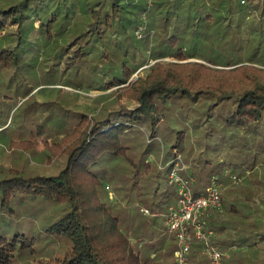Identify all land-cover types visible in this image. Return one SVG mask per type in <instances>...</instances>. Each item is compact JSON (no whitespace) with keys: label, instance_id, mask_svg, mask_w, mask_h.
Masks as SVG:
<instances>
[{"label":"trees","instance_id":"trees-1","mask_svg":"<svg viewBox=\"0 0 264 264\" xmlns=\"http://www.w3.org/2000/svg\"><path fill=\"white\" fill-rule=\"evenodd\" d=\"M169 1L155 0L152 6L147 0L0 1V71L18 65L20 61L12 51L10 35L20 40L27 32L41 33L45 47L55 36L54 60L60 64L66 58V71L71 66L74 77L88 83L94 81L98 91L112 89L108 96L113 99L100 107L94 119H89L86 112H74L79 114L77 122L59 141L47 146V152L43 153L47 163L55 158L63 161L57 172L22 175L19 170L16 175H9L6 169L10 166H3V160L0 161V228L9 225L23 205L44 201L56 208L54 218L41 230L45 240L56 244L60 237L67 242L63 254L44 258L38 255L35 238L19 232L14 235L0 233V264H19L20 260L22 264H154L151 256L142 255L139 248L142 241L134 239L122 228L121 208L118 210L113 203L107 205L103 201L107 180L101 173V163L106 158L118 161L127 172L130 192L135 191L136 197L150 185L155 174L154 191H157L139 199L148 202V207H142L141 211L150 218L152 226L139 228L153 232L160 229V239L170 237L164 218L177 200V188L169 181L170 168L161 174L157 163L149 162V155L143 154L153 150H158V155L163 152L157 139L166 142V159L182 153L180 145L186 138L187 127L169 118L177 100L186 98L193 104L204 105L203 120L201 117L189 118L195 113L191 109L194 107L190 106L186 109L185 121L195 129L205 126L211 132L209 136L218 129L219 144L228 146V152L238 148L250 135L264 142V66L231 62L229 58L234 52L237 33L246 36L243 39L246 43L248 39L251 41L264 35L261 30L264 11H261L262 18L256 15L257 6L264 0H218L217 4H208L207 0H175L173 4ZM168 3L170 5L166 7ZM220 13L223 17H237L221 24L217 20ZM77 15L75 27H79L75 28L71 20ZM144 17L149 19L143 24ZM140 25L158 32L154 53L158 59L169 57L170 60H157L148 65L146 72L131 79L140 66L148 63L133 67L126 60L114 57V52L125 47V54L129 55L130 44L125 41ZM67 34L71 38L66 42ZM244 42L240 43L242 47L247 46ZM229 48L232 52L224 56ZM199 51L209 53L213 59H204ZM93 52L97 55L94 66L88 62ZM84 62L88 63L86 69L92 67L91 72L86 70L91 76L85 72L80 75ZM100 103L101 99H98L97 105ZM39 133L30 138L12 139L11 148L35 152L40 142L48 145V140ZM140 149L143 157L137 159L133 152ZM212 161L208 156L204 160L207 169ZM193 175L197 181L194 192L199 193L208 176H197L193 171L187 177ZM170 187L172 189L168 190ZM159 191V195L164 194L161 198L157 194ZM133 192L128 200V195L123 197L127 204L133 202ZM230 192L235 193L233 189ZM261 197L264 202V195ZM233 205L229 207L231 210ZM143 208L149 213L146 214ZM235 211L240 210L236 208ZM260 213L264 216V212ZM242 216V222L235 228L241 227L238 234L247 231L256 237L246 235L238 240L239 246L242 241L254 247L252 256L264 257V230L253 228L250 215L243 213ZM156 222H160V227ZM261 225L264 227V220L258 225L262 230ZM198 248L201 244L191 238L190 251L193 253ZM237 261L238 258L233 264H239Z\"/></svg>","mask_w":264,"mask_h":264},{"label":"rangeland","instance_id":"rangeland-1","mask_svg":"<svg viewBox=\"0 0 264 264\" xmlns=\"http://www.w3.org/2000/svg\"><path fill=\"white\" fill-rule=\"evenodd\" d=\"M0 1L8 2L9 0ZM147 1L148 5L152 6L155 0ZM169 2L173 4L176 1L170 0ZM207 2L208 4H212L213 2L217 4L218 0H207ZM169 5L170 3H168L166 7ZM257 8L259 10L256 15L260 19L262 18L261 11H264V1L263 3L261 2ZM78 16L79 15L71 20L73 27H75V24L78 22ZM220 16H218L217 20H219L221 24L224 20L230 18H234L235 20L237 17H223V14ZM144 19L143 24L145 21H148L149 18L144 17ZM78 27L79 26H76L75 28ZM137 29L133 33L129 32V39L125 41L127 44H130V47H128L129 55L125 54V47L123 50L121 49L120 51L117 50L114 52V54H116L114 57L121 61L126 60L128 63L132 64L133 67L148 63L140 66L133 73L131 79L136 78L140 73L146 72L148 65L153 64L157 60H170L169 57H159L158 59L157 54L154 53V47L158 43V32H156L154 28L148 26L146 29L140 31V33L136 32ZM238 30L240 31V29ZM261 30L262 33H264V27ZM10 37V40H12L11 43L13 44L11 45L12 51L16 56H19L20 61L18 65L14 64L9 69L0 71V161L3 160V166H10L11 170H9V167V169H6V173H9V175H16L19 170H21L20 172L22 175L57 172L61 168L60 165H62L63 161L55 158L51 160V163H47V158L43 155L47 150V146L54 144L52 142L55 140L59 141V139L64 136V133L70 129V126L77 122L79 114L74 112H86L89 119H94V117L98 116L97 113L100 107L110 103V99L113 101V99L108 96L112 89L98 91L94 87L96 86L94 81L88 83L87 80H80V78L74 77L73 74H71V66L69 70L66 71V67L64 66L67 60L66 58H63L60 64L58 60L55 61V36L49 41L50 44L48 47L43 46L44 35L42 36L41 33H24V38L20 40L15 39L17 38L16 36L13 37L10 35ZM244 37L246 38L244 34L241 35L237 33L234 40V52L229 48L225 51L224 56L231 51L232 54L229 56L231 62L241 61L240 63H254L264 66V40H261V38L264 39V35H261L260 38L255 37L251 41L248 39V43L244 42ZM70 38L71 35L67 34L66 42ZM241 42H244V45L246 44L247 46L242 47V45H240ZM1 43L2 40L0 41V50ZM117 47L119 49L120 45ZM240 47H242V49H240L241 51H239ZM198 53L204 59H213V56L207 52L199 51ZM7 57L10 56L8 55ZM221 59L224 60V58ZM96 60L97 55L93 52L92 55L89 56L88 62L93 65L96 64ZM86 64L88 63L84 62L79 70L80 75L85 72L84 74L91 76L90 72L92 67L86 69ZM86 70H90V72L86 73ZM128 83L129 82L125 85ZM103 95H105V97H103ZM98 99H101V103L97 105ZM190 106L194 107L191 109H193L192 112L195 113H191L189 118L201 117L203 120L204 114H202V111L204 109L202 108L204 105L200 103L193 104L191 100L186 98L175 101L173 103V109L169 113L170 119L174 122L184 124L187 127L185 133L186 138L183 144L180 145L182 153H179L181 154V161L185 166L182 170L183 176L187 177L188 174L193 171L197 176L207 174L208 181L205 184V187H207L214 173H222L223 170L230 171L233 167L238 168L240 164H244V166L249 169L248 176L245 180L240 176L236 181L229 179L230 181H228V184H230V187L225 189H227L228 192H230V189H233L235 193H239V196L236 197L233 202L236 205L239 204L238 206L240 207H238V210L247 212V210L252 209L256 210V212H264V206L249 207L252 202L254 203L257 200L264 203L262 201L263 197L258 196L264 192V142L250 135L246 140L241 142V145H238V148L228 152V146L225 147L219 144L221 140L220 142L218 140V129H214V135L209 136L211 132L205 126L195 129L190 123L185 121V116L188 115V110L186 109L190 108ZM196 108H198V110ZM38 131H40L39 134L43 139L48 140V145L44 141L40 142L35 152L31 150H22L21 148H11L12 139L30 138L31 135ZM157 140L163 152L158 155V150H153L150 153L147 152L143 154V156L149 155V162H156L158 171L162 172L161 174H165V169L169 167L171 170V164L175 162V157H173V155L170 159H166L164 157L166 142L163 139ZM246 144L247 146L245 147ZM213 146H215V149H213ZM237 150L240 151L237 152ZM142 151L143 150L140 149L133 152V155L137 159H140ZM207 156L213 160L208 167L209 169L204 165V160ZM56 160H58V162ZM101 168V173L104 174L107 180V186L103 188L102 193L103 201L107 202V205L113 203V205L118 207V210L121 208L122 228L128 234L134 236V239L142 241L139 246L142 255L144 257L151 256L154 264H181L175 255V251L178 248V241L174 234L170 233L167 229L169 235L171 234L170 237L160 239L162 238L160 235L162 230L159 229L153 232L151 229L146 231L143 228H139L140 226L146 228L147 226H149V228L152 226L149 221L150 218L146 217L141 211L142 207H148V202H140L139 199L144 198L147 194L154 195L157 191H154L156 178L153 176H155V174L152 176L150 185L144 188L139 197H136L135 191L133 192L131 190V192H133L131 195L133 202L127 204L126 201L131 194V184L128 181L127 172L119 166L118 161L110 158L104 159L101 163ZM189 177L193 178V176ZM252 179L253 182H250ZM140 184L144 185L143 182H140ZM171 189L172 187L168 188V190ZM160 193L161 191L157 194L159 195ZM126 195H128L127 200H123V197ZM163 196L164 194H161L159 198ZM228 198L229 200L231 199L230 197H227V199ZM171 202L173 203V200ZM231 204L229 203V205ZM222 206L218 211L221 210ZM22 208L24 209L22 210ZM30 210H32V212H30ZM54 210H56L54 206L44 201H36L31 204L23 205L20 210L14 214L15 216L12 218V222L0 228V233L14 235L19 232L26 234L28 237L35 238L36 246L39 249L38 255L40 257H51L55 254L61 255L67 247V242L59 237L56 240V244H50L47 242V239L45 240L46 237L41 232V230L47 226L46 224L54 218ZM226 215L227 213L224 212L221 216L218 215V218L227 219L226 221L232 218L231 215L229 217ZM226 221H222V223ZM156 223L160 227V222ZM261 226L263 227V225ZM253 228L258 229V231L264 230V227L262 230L261 227L255 226ZM227 233L226 237L229 238L227 239L229 242L223 246V249L228 248L229 251L220 248L228 254L223 264H233L236 258H238L237 262L239 264H264V257L252 256V252L255 250L253 246L249 247L241 241L240 243L242 245L240 244V246H238L237 244L232 247L231 244L233 243H231V241L233 238L230 237L232 235L236 236V241L232 242L238 243L239 235H237L238 233H235L234 230H230ZM246 234L253 238L256 237L249 233ZM160 240L163 242L159 243ZM236 252L241 254H237ZM249 252L251 254H248ZM187 259V264H214L208 256L202 253L201 248L195 249L193 253H189ZM19 264H22V260H20Z\"/></svg>","mask_w":264,"mask_h":264},{"label":"built area","instance_id":"built-area-1","mask_svg":"<svg viewBox=\"0 0 264 264\" xmlns=\"http://www.w3.org/2000/svg\"><path fill=\"white\" fill-rule=\"evenodd\" d=\"M144 29L145 26L140 25L136 32L140 33ZM184 167L181 154H177L170 170V181L177 188V200L169 207L164 218L168 231L174 234L178 241L176 258L181 264H187L191 238H195L201 244L203 254L208 256L214 264H223L228 254L216 245L215 230L207 223V213L210 210H218L222 206L223 183L215 173L204 191L195 193L194 179L182 174ZM230 177L235 181L239 179L236 174H230ZM143 211L146 214L149 213L148 209L143 208Z\"/></svg>","mask_w":264,"mask_h":264},{"label":"crops","instance_id":"crops-1","mask_svg":"<svg viewBox=\"0 0 264 264\" xmlns=\"http://www.w3.org/2000/svg\"><path fill=\"white\" fill-rule=\"evenodd\" d=\"M0 128H1V126H0ZM248 173H249V169H248V167L244 166V164H240V166L238 168L233 167V169L230 171H224L223 170L222 173L221 172L216 173V174H218V176L220 177V179L223 183V188H222V203H223L222 205L223 206H222L220 211L213 210L210 212L209 217H207V223L209 224V226H211L215 230L214 242L221 249H223V246L229 242V240H227L229 238L226 237V235L228 234L227 233L228 231L234 230L235 233L240 232L241 227L238 230H236L235 228H236V226L239 227L238 225L242 222V217H243L242 214L243 213L245 215H250L249 218L252 220V223L254 224V226H258L259 221L264 220V216L260 212H255V210H252V209L249 210L248 212H243V213L241 211H239L240 213L235 211L236 208L238 209V207H240V206H238L239 204L238 205L234 204L232 210L229 208L230 207L229 203L230 204L233 203L234 199H236V197L239 196V193H231V192H228L227 189H225V188L230 187V185L226 187V185L229 183L228 181L231 180L229 175L230 174H236V175H239L242 177L244 176V180H245V178L248 176ZM193 179H194V188H195L197 181H196V177L194 175H193ZM199 187H200V185L197 187L198 191H199ZM202 191H204V188L202 189ZM202 191H200V192H202ZM261 195H264V192H262ZM258 196H260V195H258ZM227 197H230L231 199L229 200V198L227 199ZM255 206L256 207H258V206L263 207L264 204L261 203V201L257 200L256 203L250 204V207H255ZM225 208H226V210H225ZM224 212L227 213V215H226L227 217H229L231 215L232 218L228 219V221H226L227 219L218 218V215L221 216V214H223ZM247 213H249V214H247ZM222 221H226V222L222 223ZM246 233H247V231H246ZM246 233L237 234V235H239V240L243 239L247 235ZM235 237L236 236L232 235L230 238H233L232 241H236ZM232 241H231V243L234 244L233 246H236L237 244L239 246V243H234ZM223 250H228V248L223 249Z\"/></svg>","mask_w":264,"mask_h":264}]
</instances>
